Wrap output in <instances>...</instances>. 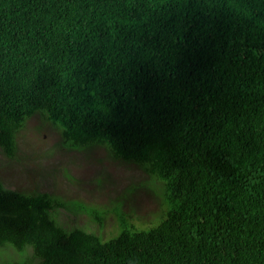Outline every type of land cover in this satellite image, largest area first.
I'll list each match as a JSON object with an SVG mask.
<instances>
[{"label":"trees","instance_id":"trees-1","mask_svg":"<svg viewBox=\"0 0 264 264\" xmlns=\"http://www.w3.org/2000/svg\"><path fill=\"white\" fill-rule=\"evenodd\" d=\"M35 113L68 148L132 162L166 206L149 225L116 206L103 240L60 224L55 193L0 180V247L36 264H264V0H0L6 157Z\"/></svg>","mask_w":264,"mask_h":264},{"label":"rangeland","instance_id":"rangeland-1","mask_svg":"<svg viewBox=\"0 0 264 264\" xmlns=\"http://www.w3.org/2000/svg\"><path fill=\"white\" fill-rule=\"evenodd\" d=\"M16 139L14 158L0 149L1 182L23 192L55 193L65 206L53 213L65 227L78 226L107 240L118 230L116 206L144 225L154 222L166 206L161 183L150 181L132 162L114 158L104 147L68 148L62 144L61 130L40 113L27 119ZM70 201L103 211L102 225L85 209H73ZM37 259L31 246L18 250L6 243L0 247V264H36Z\"/></svg>","mask_w":264,"mask_h":264}]
</instances>
